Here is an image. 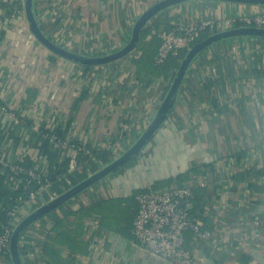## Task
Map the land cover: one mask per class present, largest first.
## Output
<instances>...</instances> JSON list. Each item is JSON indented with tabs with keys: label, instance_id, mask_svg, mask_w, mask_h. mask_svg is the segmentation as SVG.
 Listing matches in <instances>:
<instances>
[{
	"label": "crops",
	"instance_id": "crops-1",
	"mask_svg": "<svg viewBox=\"0 0 264 264\" xmlns=\"http://www.w3.org/2000/svg\"><path fill=\"white\" fill-rule=\"evenodd\" d=\"M10 1L0 0V172L26 159L48 172L67 157L71 138L90 153L88 165L70 169L19 208L18 221L126 149L156 111L170 81L152 76L146 86V77L136 76L131 57L139 55L137 47L87 70L58 57L38 43L25 15L15 13ZM157 1L34 3L40 28L55 43L103 54L124 45L136 17ZM258 12L264 8L209 0L180 4L150 20L144 41L156 37L159 43L151 31L161 26L213 19L222 30L230 27L229 19ZM66 125V143L41 130ZM3 183L15 187L10 176ZM180 183L190 184L192 191L206 189L196 219L210 236L203 242L190 237L192 264H260L250 253L264 256V38L226 39L200 52L153 138L131 162L21 233L20 257L24 264H47L43 247L55 223L73 220L74 211L99 203L82 218L87 251L77 254L74 264H169L142 249L130 227L139 191ZM0 264H9L3 255Z\"/></svg>",
	"mask_w": 264,
	"mask_h": 264
},
{
	"label": "built area",
	"instance_id": "built-area-1",
	"mask_svg": "<svg viewBox=\"0 0 264 264\" xmlns=\"http://www.w3.org/2000/svg\"><path fill=\"white\" fill-rule=\"evenodd\" d=\"M10 3L15 13L24 15L23 0H11ZM236 18L243 25L264 28V12L239 15L229 19L227 22L230 27ZM214 27L219 30L215 20L206 19L199 23H181L170 29L161 26L152 30V34L159 38V45L153 57L154 63L161 64L168 57L178 56L197 42L204 28L213 29ZM50 137L60 142L55 136L50 135ZM67 146L69 147L67 155L70 158L69 167L73 169L78 166L75 158L76 148L68 142ZM86 153L90 156L89 152L86 151ZM7 166L14 171V174L27 170L14 163ZM27 172L29 175L38 176L32 169H28ZM17 183L15 181L14 188L17 187ZM47 185L40 186L36 192H30L27 199H21L20 205L8 211L7 214L11 216V227L5 228L4 233L0 235V253L8 249L11 231L18 222L14 220L18 209L29 203ZM192 195V186L188 183H180L160 190H146L135 195L137 208L131 235L142 249L169 264H192L193 254L186 241L187 230L191 231V240L195 242L206 241L210 236L209 230L202 228L201 222L190 216Z\"/></svg>",
	"mask_w": 264,
	"mask_h": 264
},
{
	"label": "water",
	"instance_id": "water-1",
	"mask_svg": "<svg viewBox=\"0 0 264 264\" xmlns=\"http://www.w3.org/2000/svg\"><path fill=\"white\" fill-rule=\"evenodd\" d=\"M201 0H158L154 4L145 8L134 20L131 27L129 37L127 41L120 48L111 51L109 53L103 54H92L78 52L73 49L63 47L55 43L50 39L40 28L36 13H35V0H23V11L25 18L28 23V28L33 37L40 43L44 48L53 53L54 55L61 57L67 61L73 62L81 66H100L112 63L119 60L126 55L132 53L139 42L142 30L147 26L150 20L156 16L158 13L167 10L171 7ZM206 1V0H205ZM209 1H221L227 3H237V4H248L264 7V0H209ZM261 37L264 38V28L250 26V25H240L235 27H228L222 30L215 31L206 37L193 43L184 53L177 69L175 70L174 76L169 82L166 93L164 94L159 106L156 111L146 124V126L141 130L139 135L131 142V144L124 149L121 153L115 156L112 160L108 161L92 173L83 177L77 181L72 186L68 187L66 190L60 192L56 196L50 198L43 204L35 207L32 211L28 212L13 227L10 237L8 252L11 260V264H24L19 252V238L21 233H23L28 227L34 224L37 220L42 218L44 215L48 214L50 211L56 207L62 205L63 203L74 198L80 192L94 185L107 175L111 174L118 168H120L124 163H126L130 158L137 155L148 143V141L153 138L157 130L162 126L164 121L167 119L169 113L174 107L177 100L178 94L180 92L182 82L185 78L187 69L192 62V60L204 49L210 45L217 43L222 40L236 38V37ZM252 257L259 262L264 264V256L258 254L256 251L250 253ZM151 257L158 259L160 261L166 262L165 260L149 254ZM167 263V262H166Z\"/></svg>",
	"mask_w": 264,
	"mask_h": 264
},
{
	"label": "trees",
	"instance_id": "trees-1",
	"mask_svg": "<svg viewBox=\"0 0 264 264\" xmlns=\"http://www.w3.org/2000/svg\"><path fill=\"white\" fill-rule=\"evenodd\" d=\"M240 25H243L242 22L236 18L233 20L231 26L235 27ZM148 30L149 27L147 26L141 32V36L137 44V50L140 51L139 55H132L131 57L132 62L136 67V76H145L146 86L152 82V76L156 78L162 77L168 81H171L174 76L175 70L177 69L185 53V51H183L176 57H168L161 64H155L153 61V57L157 50L155 51L154 55L153 52L156 47L158 48L159 43L156 37H151L148 41H144V37L147 34ZM215 31H217L215 27L213 29L204 28L201 31L200 38L198 40ZM82 68L87 70L88 68H90V66H82ZM78 100H80V98L74 101V105L78 102ZM67 125L64 126V128H62L61 126H56L54 128L41 126V130L48 135L55 136V138L60 142H65ZM68 144L73 146V148H76L75 158L77 165H88L89 156L85 152V148L83 147V145L78 140H75L73 138L68 140ZM242 155V152L237 154L238 157ZM135 157L136 155L130 158V160H128L122 166H125L126 164L131 162ZM69 159V156L63 158L60 163L56 164L48 172H40L36 170L29 159L14 163L20 167H23L24 169H27L26 171L22 170L14 174V171H12L8 166L3 168L5 172H0V235L4 233L5 228L11 227V216L7 214L8 211L10 209H13L17 205H20L21 199H27V195L30 192H36L40 188V186L52 184L56 182L61 176L66 174L70 169ZM28 169H32L35 173L38 174V176L29 175L27 172ZM7 176H11L15 181L18 182L16 188L7 189L3 185L4 178H6ZM205 194L206 189L204 187H198L193 190L190 216L194 219L201 216ZM97 206H99V203H93L89 207L80 208L74 211L73 214L75 215V217L73 220H60L55 223V225L51 229V233L46 237V241L43 247V255L47 259V264H74L76 255L79 253H85L87 251V244L81 237L83 233L82 218L85 215H88L90 212H93ZM132 223L130 231L132 228ZM190 237L191 231L187 230L186 241L189 248ZM62 247L66 248V256H63L62 254ZM2 254L9 262V264H11L8 249L4 253H0V255Z\"/></svg>",
	"mask_w": 264,
	"mask_h": 264
},
{
	"label": "rangeland",
	"instance_id": "rangeland-1",
	"mask_svg": "<svg viewBox=\"0 0 264 264\" xmlns=\"http://www.w3.org/2000/svg\"><path fill=\"white\" fill-rule=\"evenodd\" d=\"M264 8V7H263ZM253 14V13H252Z\"/></svg>",
	"mask_w": 264,
	"mask_h": 264
}]
</instances>
